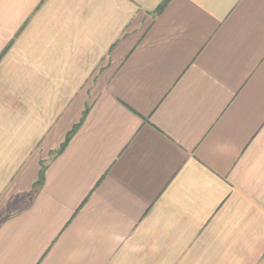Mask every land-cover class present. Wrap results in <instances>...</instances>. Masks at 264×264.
Instances as JSON below:
<instances>
[{"label": "crops", "instance_id": "1", "mask_svg": "<svg viewBox=\"0 0 264 264\" xmlns=\"http://www.w3.org/2000/svg\"><path fill=\"white\" fill-rule=\"evenodd\" d=\"M162 1L0 0V264H264V0Z\"/></svg>", "mask_w": 264, "mask_h": 264}, {"label": "trees", "instance_id": "2", "mask_svg": "<svg viewBox=\"0 0 264 264\" xmlns=\"http://www.w3.org/2000/svg\"><path fill=\"white\" fill-rule=\"evenodd\" d=\"M168 0H163L160 5L158 6V10L159 11L164 5L165 3H167ZM3 54V53H2ZM2 54H0V57L2 56ZM88 111V108H86L84 111H82V115L79 119V121L72 125V128L69 130V132L66 134L65 138L63 139L62 143L59 145L58 149L56 150V154H59L61 151L64 150V148L66 147V145L68 144V142L70 141V138H72V136L76 133V131L78 130V128L80 127V124H82L84 117L86 115ZM40 170H39V175H38V179L37 182L34 184V188L33 189H38L40 188V186L43 183V178H44V171H45V166L44 163L40 162Z\"/></svg>", "mask_w": 264, "mask_h": 264}]
</instances>
